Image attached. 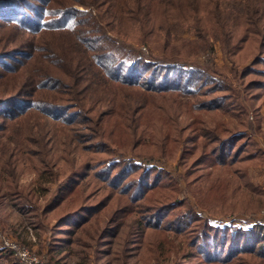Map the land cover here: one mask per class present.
I'll return each instance as SVG.
<instances>
[{"label":"trees","instance_id":"16d2710c","mask_svg":"<svg viewBox=\"0 0 264 264\" xmlns=\"http://www.w3.org/2000/svg\"><path fill=\"white\" fill-rule=\"evenodd\" d=\"M216 42L231 74L203 60ZM263 109L264 0H0V204L22 201L51 231L46 264L89 251L164 264L169 247L172 264H264V226L209 222L151 164L180 154L211 213L248 217L253 201L237 197L264 196L250 179ZM129 216L136 262L138 241L120 237ZM108 234L117 250H100Z\"/></svg>","mask_w":264,"mask_h":264},{"label":"rangeland","instance_id":"374dc122","mask_svg":"<svg viewBox=\"0 0 264 264\" xmlns=\"http://www.w3.org/2000/svg\"><path fill=\"white\" fill-rule=\"evenodd\" d=\"M143 50L148 53L147 51V47L146 46H142ZM211 56V57H209ZM203 60H207L210 61L212 59L213 61V65L214 67L218 68V69H223L225 70L228 74H231V71L234 69L232 62L226 57V55L224 54L221 45L216 42L215 43V47L213 50V53L210 55H202ZM205 57H209V58H205ZM251 62V59H249V63ZM243 65L240 64L239 68H241ZM234 85L241 87L240 84L235 83V81L233 82ZM264 111V109H263ZM153 115V114H151ZM152 117V116H151ZM258 137V136H257ZM258 139L260 140V144L264 149V142L263 140L260 138V136L258 137ZM128 156H130V158H133L135 161H137L138 163L141 162V157H138L137 155L133 154V153H128ZM144 159V158H143ZM179 159H180V154H178L176 156V159L172 158H163L161 160H152L153 162H151V164H155L158 166H161L162 168H164L165 170H167L168 172H170L171 174H173V176L178 180V187H179V193L177 198L179 199H184V197H187L189 200V203L196 209V211L202 215L203 217L209 219L211 223L216 222L218 225H220V227H225V226H234V227H239L242 225H245L246 227L248 226H252L257 228H260V226H264V196L254 192V191H249L247 188L243 189V193L247 194V195H238V199L243 201V199H247V197H249L250 201H253V210L250 211L251 214H242V215H249L248 217H244V216H236L234 215V213H228L225 215H215L213 213H211V211L208 209L207 206H205L204 203H202V201H199V199L197 197H195L196 195L194 193L191 192V189H189L186 180H191L190 178L196 177L199 173L195 172L192 177H187L184 178L183 175L185 173V170L183 168V166L179 163ZM138 170V169H137ZM140 174H144L143 171L140 172ZM202 176H204V173L202 174ZM207 177V174H205ZM250 179L253 183H255L256 185L260 186L262 189H264V164H257L252 166L251 170H250ZM33 177V175L31 174H27L25 175L23 182L27 183L28 181H30ZM168 191V190H166ZM157 191H154L152 193V195H159L160 192L156 193ZM249 192L251 193L249 195ZM260 192V191H259ZM50 201H41V203H49ZM245 202V201H244ZM20 205H23L22 201H17L16 199L13 200L11 198H7L4 200L3 203L0 204V223L3 227H5L6 229H4V232L7 235L12 236L13 238L17 239L15 236L16 234L18 236H20V240L17 239L18 242H20L22 245L28 247L31 249V252L38 254L41 257V262L40 264H46L47 260H46V252H45V247H47V244L50 242L51 240V231L45 233V231H41L39 228H35V224L41 223V221L39 220L38 217L33 216V213L31 212H25L23 210H20ZM179 210V209H176ZM176 210L174 212H176ZM169 214H173V213H169ZM132 218L133 216H129L126 219V225L123 226V229L120 233V237L124 238V233L126 234L127 231L130 232V236L133 238L131 243L136 242L138 240H141L140 236L136 235L137 234V228L134 226L133 222H132ZM104 219V218H102ZM54 220H50V221H44L46 224H48L49 226H51L52 222ZM216 225V226H218ZM13 231H16V233H14ZM41 233V234H40ZM148 234V238L150 236L149 232ZM148 238H143V239H147ZM25 241V244L24 242ZM113 241V237L111 236V234H108L106 236L105 241H103L102 244V249L100 250H111L112 248L115 249L117 248L116 246H112V245H106L107 243H110ZM139 241H138V245H136L137 243H133V247H130V255L131 262H136V259L139 255V253L141 252V246H139ZM145 246V243L143 244V247ZM42 248L43 249V254L39 253V249ZM169 253L167 252V254L165 253V255H163L164 257V264H172L175 259H176V253H175V249L171 250V247H169ZM117 250V249H115ZM171 250V251H170ZM87 252V251H86ZM180 256H184V252L182 255L181 251H178ZM17 259V258H16ZM38 259V258H37ZM17 261H20L17 259ZM0 264H7V261L5 259H0ZM60 264H117L115 263L111 256H107V255H101L100 258L96 257V254L94 255V253L92 251H89V254L85 253V254H81L80 255H75L72 257H67L63 260H61ZM150 264H155V263H150Z\"/></svg>","mask_w":264,"mask_h":264},{"label":"built area","instance_id":"2783aa9c","mask_svg":"<svg viewBox=\"0 0 264 264\" xmlns=\"http://www.w3.org/2000/svg\"><path fill=\"white\" fill-rule=\"evenodd\" d=\"M0 247L7 248L14 253L15 258L23 262L24 264H40L41 257L31 249L22 245L17 239L10 235H7L0 223ZM38 258V259H37Z\"/></svg>","mask_w":264,"mask_h":264},{"label":"crops","instance_id":"0c3cea01","mask_svg":"<svg viewBox=\"0 0 264 264\" xmlns=\"http://www.w3.org/2000/svg\"><path fill=\"white\" fill-rule=\"evenodd\" d=\"M45 264V263H44Z\"/></svg>","mask_w":264,"mask_h":264}]
</instances>
